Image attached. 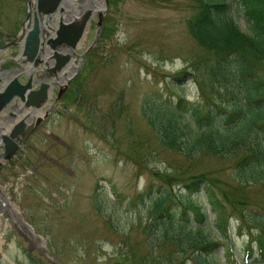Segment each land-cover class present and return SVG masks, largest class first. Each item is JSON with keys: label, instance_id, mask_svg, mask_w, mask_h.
Here are the masks:
<instances>
[{"label": "rangeland", "instance_id": "374dc122", "mask_svg": "<svg viewBox=\"0 0 264 264\" xmlns=\"http://www.w3.org/2000/svg\"><path fill=\"white\" fill-rule=\"evenodd\" d=\"M111 1L107 15L115 33L103 37L96 16L76 57V65H81L70 84L82 74L81 92L73 90L56 105V91L55 107L45 110L47 118L17 156L0 161V186L27 225L10 223L5 228L0 264H166L168 258L175 262V246L153 248L160 228L150 221L149 202L138 198L160 190L154 171L170 172V164L191 166L194 173L221 178L228 189V184L235 185L233 158L204 156L187 163L180 151L161 145L149 123L177 107L179 97L183 123L192 122L191 109L201 105L191 77L175 81L192 59L206 55L188 31L187 21L195 14L191 0H117L118 5L110 6ZM235 13L240 28L249 32L242 14ZM26 16V0H0V48L16 37ZM94 50L89 63L88 54ZM15 54L12 48L0 60ZM174 192L190 195L184 186ZM251 193L249 188L245 194ZM198 202L207 206V221L199 224L190 214L189 237L187 231L176 233L190 242L220 241L214 254L220 264H252L245 251L248 232L241 229L234 211L225 209L235 246L227 261L229 244L220 235L218 217L204 193ZM0 215L11 220L1 209ZM150 224L155 225L153 231L148 230ZM192 254L189 250L185 256Z\"/></svg>", "mask_w": 264, "mask_h": 264}, {"label": "trees", "instance_id": "16d2710c", "mask_svg": "<svg viewBox=\"0 0 264 264\" xmlns=\"http://www.w3.org/2000/svg\"><path fill=\"white\" fill-rule=\"evenodd\" d=\"M191 2L195 14L187 21L188 31L206 55L192 59L191 66L179 73L175 81L182 83L187 76L191 77L198 88L201 105L191 109L192 122L183 123L180 117L183 113L179 110L183 98L179 97L177 107L168 108L158 122L150 119L149 123L161 145L180 151L187 163L193 164L204 156L233 158L235 185L228 184V189L225 181L212 173H194L191 166L184 169L170 164V172L153 173L161 182L160 190L154 195L147 191L138 198L144 196V203L149 202L150 221L160 228L153 248L176 247L178 258L175 262L168 258L166 264H220L214 257L222 246L220 241L186 239L192 229L190 214L199 224L208 219L207 206L198 202L201 193L218 217L222 239L229 244L227 261L235 250L225 214L229 206L241 229L248 232L245 249L248 259H252V264H264V0ZM112 4L118 5L117 0L111 1L110 6ZM236 10L245 19L249 32L238 25ZM110 20L107 15L103 37L110 38L117 29L114 24L109 26ZM94 52L88 54L91 58L87 62L92 63ZM83 81L81 74L70 84L61 101L69 98L73 90L81 92ZM180 186L190 195L177 196L174 189ZM249 188H252V198L245 194ZM154 224L148 226L149 231H153ZM176 230L187 231L186 238ZM189 250H193V254L186 257Z\"/></svg>", "mask_w": 264, "mask_h": 264}, {"label": "water", "instance_id": "95a60500", "mask_svg": "<svg viewBox=\"0 0 264 264\" xmlns=\"http://www.w3.org/2000/svg\"><path fill=\"white\" fill-rule=\"evenodd\" d=\"M27 7V18L20 36L2 47L0 55L11 47L19 46V55L11 61L21 62L30 74L34 69L45 71L46 77L49 80L54 77V80L35 89L33 78L24 85L19 82L16 70H0V149H5L2 159L12 158L42 123L46 117L42 112L44 102L47 98L52 99L55 83L64 87L58 100L62 97L69 85V79L64 75L73 67L76 51L82 48L96 15L101 33L109 0H27ZM32 15L33 21L28 28ZM42 54L43 60L40 59ZM3 63L0 61V67ZM41 63L48 68L40 67ZM9 108L11 114L7 121H2Z\"/></svg>", "mask_w": 264, "mask_h": 264}, {"label": "bare ground", "instance_id": "6f19581e", "mask_svg": "<svg viewBox=\"0 0 264 264\" xmlns=\"http://www.w3.org/2000/svg\"><path fill=\"white\" fill-rule=\"evenodd\" d=\"M5 190L6 189L4 187L0 186V209L2 212L8 213L11 216V220L4 215H0V246L3 242L4 230L10 225V223H19L23 225L24 228L26 227L21 219L18 206L5 194Z\"/></svg>", "mask_w": 264, "mask_h": 264}, {"label": "flooded vegetation", "instance_id": "af4514ba", "mask_svg": "<svg viewBox=\"0 0 264 264\" xmlns=\"http://www.w3.org/2000/svg\"><path fill=\"white\" fill-rule=\"evenodd\" d=\"M32 21H33V16L31 17V20H30V24L29 25L32 24ZM18 52H19V49H18V47H16V55L18 54ZM21 67H22V64L20 63L19 65H17L14 68H18V69H20V71L23 72L24 69H22ZM22 72L19 75V80H20V82L22 84H26V83H28V81L31 79L32 76L30 74H28V73H22ZM34 81L37 84V86L44 85V84L47 83V78L44 76L43 73L41 74V73L36 72V73H34ZM2 153L0 154V156L2 155Z\"/></svg>", "mask_w": 264, "mask_h": 264}]
</instances>
